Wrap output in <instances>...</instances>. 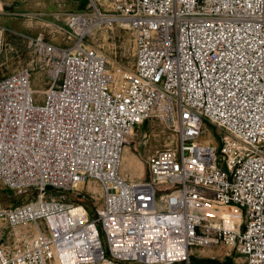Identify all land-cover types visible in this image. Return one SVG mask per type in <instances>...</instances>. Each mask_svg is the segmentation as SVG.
<instances>
[{
	"label": "built area",
	"instance_id": "1",
	"mask_svg": "<svg viewBox=\"0 0 264 264\" xmlns=\"http://www.w3.org/2000/svg\"><path fill=\"white\" fill-rule=\"evenodd\" d=\"M45 26L25 36L34 66L0 79V183L35 191L0 204V264H191L193 247L216 245L264 264V0H89ZM116 27L131 34V69L110 70L89 41ZM154 117L175 144L131 177L128 136ZM89 181L93 216L48 198Z\"/></svg>",
	"mask_w": 264,
	"mask_h": 264
},
{
	"label": "rangeland",
	"instance_id": "2",
	"mask_svg": "<svg viewBox=\"0 0 264 264\" xmlns=\"http://www.w3.org/2000/svg\"><path fill=\"white\" fill-rule=\"evenodd\" d=\"M89 0H0V26L2 32V45L0 47V79L25 67H33L34 54L28 46L25 36H35L39 32L47 33L46 22L57 20L63 13L69 11H82L87 9ZM61 42V36L55 34L49 38ZM89 41L93 42L102 51L107 60L108 68L118 67L131 69L134 62L133 41L130 32L123 28L112 30H95ZM32 87L44 88L46 78L43 71L37 67L31 70ZM222 134L209 124H205L202 139L211 138L216 145H220ZM125 152L123 154V168L127 175L142 178L147 175L144 170V160L147 155L157 149L173 146L176 135L173 128L157 118H150L136 127L128 136ZM89 183V182H88ZM86 183L75 191L64 192L50 190L48 198L59 199L65 202H87L94 215L95 209L101 204V190L96 183ZM35 196L33 189L26 191L12 190L0 183V204L3 207H13L27 202ZM93 214V215H92ZM3 224L0 222V227ZM209 260V264H243L241 256L230 250L227 246H195L189 254V261ZM207 264V263H205Z\"/></svg>",
	"mask_w": 264,
	"mask_h": 264
},
{
	"label": "trees",
	"instance_id": "3",
	"mask_svg": "<svg viewBox=\"0 0 264 264\" xmlns=\"http://www.w3.org/2000/svg\"><path fill=\"white\" fill-rule=\"evenodd\" d=\"M82 203L85 205V207L87 208L88 212H92L90 204H88L87 202H82ZM208 261L209 260H197V259L192 258V263L193 264H205V263L209 264Z\"/></svg>",
	"mask_w": 264,
	"mask_h": 264
},
{
	"label": "bare ground",
	"instance_id": "4",
	"mask_svg": "<svg viewBox=\"0 0 264 264\" xmlns=\"http://www.w3.org/2000/svg\"><path fill=\"white\" fill-rule=\"evenodd\" d=\"M125 152V151H124ZM92 183H96V182H94V181H89V187L91 188V184ZM97 184V183H96ZM98 185V184H97ZM99 186V185H98ZM221 214H223V215H226L227 213H226V211H221Z\"/></svg>",
	"mask_w": 264,
	"mask_h": 264
},
{
	"label": "crops",
	"instance_id": "5",
	"mask_svg": "<svg viewBox=\"0 0 264 264\" xmlns=\"http://www.w3.org/2000/svg\"><path fill=\"white\" fill-rule=\"evenodd\" d=\"M132 172H133V171L131 170V173H130V174H131V177H134V176L132 175Z\"/></svg>",
	"mask_w": 264,
	"mask_h": 264
}]
</instances>
